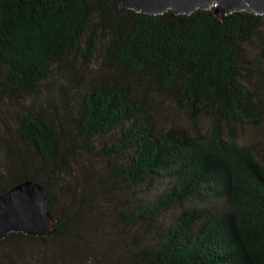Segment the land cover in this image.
<instances>
[{
    "label": "trees",
    "instance_id": "obj_1",
    "mask_svg": "<svg viewBox=\"0 0 264 264\" xmlns=\"http://www.w3.org/2000/svg\"><path fill=\"white\" fill-rule=\"evenodd\" d=\"M263 26L264 15L247 11L220 19L212 8L150 15L118 0H0V101L36 95L75 61L80 72L62 89L63 118L36 110L17 117L15 135L39 170L59 173L77 148L93 153L96 137L116 134L100 155L124 156L109 164L124 187L168 183L121 215L151 227L133 264H264V154L241 139L264 125V99L249 86L243 56ZM152 95L168 98L193 129L158 130ZM203 115L207 130L198 127ZM13 180L0 192L39 183L56 216L50 182L26 166ZM175 207L165 228L154 227ZM59 226L55 218L49 236L9 232L0 244L16 236L51 243L66 234Z\"/></svg>",
    "mask_w": 264,
    "mask_h": 264
},
{
    "label": "rangeland",
    "instance_id": "obj_2",
    "mask_svg": "<svg viewBox=\"0 0 264 264\" xmlns=\"http://www.w3.org/2000/svg\"><path fill=\"white\" fill-rule=\"evenodd\" d=\"M263 41L264 26L243 46V56L252 81L249 86L264 99ZM79 72L75 61L65 63L41 83L36 95L0 101V190L10 187L13 178L21 175L26 166L29 174L50 182L53 212L59 219L61 233H66L51 243L16 236L0 244V264H133L132 255L149 241L151 227L128 224L121 215L130 212L141 200H152L168 183L148 181L133 188L124 187L109 170V164L119 162L123 155H100L116 134L96 137L93 153L77 148L67 169L54 174L39 170L33 149L15 135L17 117L30 110L63 118L62 89L68 91L65 88L69 79L78 78ZM4 73L5 68L0 66V78ZM152 100L158 130L193 129L188 116L168 98L152 95ZM197 123L201 130L209 129L206 115ZM241 139L264 154L263 124L247 128ZM178 211L179 207H175L166 212L154 227L165 228Z\"/></svg>",
    "mask_w": 264,
    "mask_h": 264
},
{
    "label": "water",
    "instance_id": "obj_3",
    "mask_svg": "<svg viewBox=\"0 0 264 264\" xmlns=\"http://www.w3.org/2000/svg\"><path fill=\"white\" fill-rule=\"evenodd\" d=\"M120 7L150 15L173 11L189 15L212 8L224 19L228 14L247 11L264 15V0H118ZM55 217L48 208L44 188L32 181L21 182L0 192V240L9 232L49 236Z\"/></svg>",
    "mask_w": 264,
    "mask_h": 264
}]
</instances>
